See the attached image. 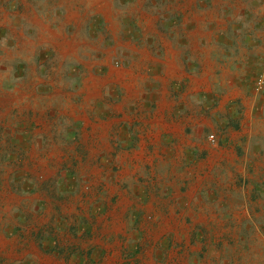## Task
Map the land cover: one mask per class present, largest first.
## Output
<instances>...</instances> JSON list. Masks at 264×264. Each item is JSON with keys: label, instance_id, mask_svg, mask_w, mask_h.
<instances>
[{"label": "rangeland", "instance_id": "obj_1", "mask_svg": "<svg viewBox=\"0 0 264 264\" xmlns=\"http://www.w3.org/2000/svg\"><path fill=\"white\" fill-rule=\"evenodd\" d=\"M206 29L264 46V0H0V264H264V180L135 112Z\"/></svg>", "mask_w": 264, "mask_h": 264}, {"label": "crops", "instance_id": "obj_2", "mask_svg": "<svg viewBox=\"0 0 264 264\" xmlns=\"http://www.w3.org/2000/svg\"><path fill=\"white\" fill-rule=\"evenodd\" d=\"M244 30L246 36L239 43L230 39L216 45L214 30L206 29L205 39L195 46L177 45L173 58L158 66L160 83L152 76L157 84L143 78V85L134 86L139 107L135 112L141 119L158 117V132L169 144L209 151L226 164H248L250 179L264 180V114L261 99L247 86L264 67V46L252 38L254 30ZM187 51L201 55L187 59ZM148 71L144 76L150 79L154 72ZM155 102L158 108L151 111ZM210 132L218 134L220 149L209 147Z\"/></svg>", "mask_w": 264, "mask_h": 264}, {"label": "built area", "instance_id": "obj_3", "mask_svg": "<svg viewBox=\"0 0 264 264\" xmlns=\"http://www.w3.org/2000/svg\"><path fill=\"white\" fill-rule=\"evenodd\" d=\"M256 90L259 91V92H264V74H262L258 80H257V83H256ZM209 140L211 142H216L217 140V136L215 134H211L209 136Z\"/></svg>", "mask_w": 264, "mask_h": 264}]
</instances>
